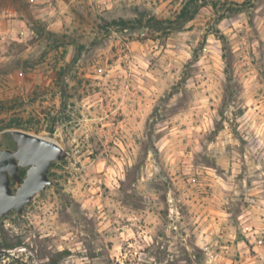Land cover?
<instances>
[{
  "label": "rangeland",
  "instance_id": "rangeland-1",
  "mask_svg": "<svg viewBox=\"0 0 264 264\" xmlns=\"http://www.w3.org/2000/svg\"><path fill=\"white\" fill-rule=\"evenodd\" d=\"M189 1L36 4L61 31L27 13L15 53L52 84L0 102V149L23 130L69 155L0 221V264H264V0H207L181 31L113 25Z\"/></svg>",
  "mask_w": 264,
  "mask_h": 264
},
{
  "label": "water",
  "instance_id": "water-1",
  "mask_svg": "<svg viewBox=\"0 0 264 264\" xmlns=\"http://www.w3.org/2000/svg\"><path fill=\"white\" fill-rule=\"evenodd\" d=\"M7 137L10 147L0 149V221L23 215L37 195L54 186L51 170L69 155L58 143L23 130H9Z\"/></svg>",
  "mask_w": 264,
  "mask_h": 264
},
{
  "label": "crops",
  "instance_id": "crops-1",
  "mask_svg": "<svg viewBox=\"0 0 264 264\" xmlns=\"http://www.w3.org/2000/svg\"><path fill=\"white\" fill-rule=\"evenodd\" d=\"M23 1L31 4L28 6L30 8L35 6L33 12L21 8L17 0H0V102H13L31 96L36 93L38 87L52 84L51 78L47 79L44 73L39 70L31 72V68L25 67L20 62V54L15 53L14 42H26L28 36L33 33L30 27L32 16L27 13L35 15L38 19L56 21V27L52 28L58 31L64 27V20L70 19L69 15L47 12L53 10L52 7L36 6L42 0ZM59 19L62 24L57 22Z\"/></svg>",
  "mask_w": 264,
  "mask_h": 264
},
{
  "label": "trees",
  "instance_id": "trees-1",
  "mask_svg": "<svg viewBox=\"0 0 264 264\" xmlns=\"http://www.w3.org/2000/svg\"><path fill=\"white\" fill-rule=\"evenodd\" d=\"M207 5V0H190L185 4V6L182 8L180 13L176 16L175 19L170 20H158L155 16L150 17L148 20L137 19L135 21H115L113 22V25L116 27H119L120 30H130L131 24H135L136 22L140 24V26L145 23V26L151 27L153 26L155 29L160 30L164 33L166 32H174V31H181L186 24L193 21L195 17L198 15L201 8L205 7ZM213 8L217 9V5L213 4ZM143 26V25H142ZM135 28V27H134ZM227 74H229V71ZM228 81L230 82L231 79L228 77ZM229 82L227 86V94L231 91V88L229 87ZM55 167V165H54ZM25 171H22V175L24 176Z\"/></svg>",
  "mask_w": 264,
  "mask_h": 264
},
{
  "label": "flooded vegetation",
  "instance_id": "flooded-vegetation-1",
  "mask_svg": "<svg viewBox=\"0 0 264 264\" xmlns=\"http://www.w3.org/2000/svg\"><path fill=\"white\" fill-rule=\"evenodd\" d=\"M16 186V185H15Z\"/></svg>",
  "mask_w": 264,
  "mask_h": 264
}]
</instances>
